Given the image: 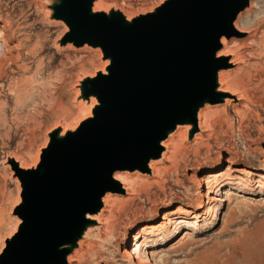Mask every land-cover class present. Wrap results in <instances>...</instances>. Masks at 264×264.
Masks as SVG:
<instances>
[{
  "label": "water",
  "instance_id": "95a60500",
  "mask_svg": "<svg viewBox=\"0 0 264 264\" xmlns=\"http://www.w3.org/2000/svg\"><path fill=\"white\" fill-rule=\"evenodd\" d=\"M28 1L49 31L61 30L52 52L84 58L70 70L62 94L69 108L59 102L50 111L56 109V122L41 152L12 150L4 157L21 203L11 217L14 233L0 241V264H68L98 225L87 216L99 213L107 193L122 188L115 174L148 173L178 126H189L192 142L200 111L225 105L230 96L219 90L218 74L234 66L231 56H218L221 39L243 34L234 22L251 0H159L136 15L107 0ZM102 66L105 73L98 71ZM90 99L96 101L91 115L80 119L78 102Z\"/></svg>",
  "mask_w": 264,
  "mask_h": 264
},
{
  "label": "rangeland",
  "instance_id": "374dc122",
  "mask_svg": "<svg viewBox=\"0 0 264 264\" xmlns=\"http://www.w3.org/2000/svg\"><path fill=\"white\" fill-rule=\"evenodd\" d=\"M107 1L112 6L121 7L123 5L126 14L136 15L154 7L159 0ZM121 3L122 5H120ZM37 11L38 8L28 0H0L1 242L14 233L15 221L11 217L14 216L21 203V191H18L10 182L8 171L3 168L4 157L12 150L24 154L32 148V155L38 150L41 152L44 137L48 136L52 124L56 122L52 119V114L56 109L52 114L50 111L59 102L69 108L67 99L62 94L66 90L70 70L77 69L84 58V56L65 51H56L57 54L52 52L54 50L53 42L60 41L61 30L55 28L49 31L46 25L41 22ZM5 15H8L9 20ZM260 20L256 22H263L264 17ZM254 27L252 26L245 33L242 32L243 34L235 36L233 39L237 41L239 51L247 54L250 64H258L264 69V56H262L264 48L260 45L261 35L260 32L255 34ZM254 35L255 38H253ZM40 42L44 46V51H41ZM47 42V46L43 45ZM31 45H36L34 52L31 51ZM232 58L233 56H231ZM37 60H42L41 67L37 66ZM232 65L234 69L228 71L234 73L240 65ZM245 65L247 64L240 67ZM23 67L26 71H23L25 70ZM16 82L32 95V99L26 101L22 106L17 101ZM243 86L249 89L250 99L241 101L235 96L232 101L233 103H248L245 106L233 107L234 109L230 106L227 108L224 104L215 108L216 110L213 112L217 123L213 137L208 140L207 145L205 143L204 146L197 149L192 147L194 138L190 142L187 136L186 142H184L186 147L188 145L184 156L185 164L178 171L173 172L174 174L166 175L164 185L158 186L152 182L153 177L141 176L145 181H142L140 189L144 190L145 194H141L142 197L135 198L136 202L134 200L133 203H129L125 207V210L128 208L130 211H128V216L122 213L119 218L118 234H115V237L110 240L111 242L103 241L101 245H97L98 238L96 237L97 243L95 242L93 247L96 249V253L99 252L101 256L96 260L97 262L104 263L109 260L110 264H117L123 260L125 248L130 250L132 245L131 247L124 246L119 233L127 231L128 236H131L142 231L145 227H153L163 222L165 215L180 206L192 208L196 212L199 205H192L193 203L188 200H177L175 196L192 195L193 198H198L196 182L199 177L208 174L219 175L226 172V169L230 171L231 169H246L248 173L237 181L240 185L223 187L219 192V202L210 203L206 206L207 208L196 212L199 214L207 210L206 216L197 219L192 215L189 219L190 223L184 225L169 240L150 243L148 240L140 238V241L143 240L145 253L142 254V263L264 264V70H260L257 76L251 78V81L244 78ZM74 117L77 118V115L71 117L70 120L73 121ZM32 136L34 137L32 138ZM29 138L30 140H28ZM13 157L19 159L16 155ZM216 158L220 160L219 166L204 171L200 170L203 162L213 161ZM27 163L31 165L32 160H27ZM210 163L207 162V164ZM22 164L24 165V163ZM201 193L205 195L206 190L203 189ZM168 199L175 201L167 206ZM202 201L206 202V198L201 197L199 202ZM216 204L219 205L218 208L215 207ZM154 208L162 210L159 211L157 220L150 221L148 215H151ZM132 214L138 216L140 222L135 227L129 228L128 221L132 218ZM216 214L217 220L214 221ZM211 223L212 225H210ZM16 224L18 226V223ZM128 241L131 243L130 238ZM128 264H136V259H132Z\"/></svg>",
  "mask_w": 264,
  "mask_h": 264
},
{
  "label": "bare ground",
  "instance_id": "6f19581e",
  "mask_svg": "<svg viewBox=\"0 0 264 264\" xmlns=\"http://www.w3.org/2000/svg\"><path fill=\"white\" fill-rule=\"evenodd\" d=\"M101 7H102V4H101V2H99L96 4L95 10H98ZM249 7L250 8L247 9L245 12L241 13L234 22L235 29H238L240 32L245 33L246 30H249L252 26L254 27V25L258 23V22H256L257 20H260L261 18L263 19V17H264V0H251ZM5 17L9 20L8 15L7 16L5 15ZM8 25L10 26L9 22H8ZM253 30L256 32L255 34L260 32V35H261L260 45L264 48V31H263L264 30V21L255 25ZM253 38H255V35L253 36ZM221 45H222V49L218 52V56H222V55L223 56H233V58L230 61L231 64H239L241 66V65H244L246 63L247 65H245L244 67L239 66L237 68V71H235L234 73H231L228 70L221 71L218 74V81H219V87H220L219 90L224 92V93L229 94V96H230L225 100V105L227 108H228V106H230V107H232V106L238 107L240 105L245 106L248 102L246 104L245 103H239V102L233 103L232 98L237 96L238 99L241 101H248L250 99L249 89H247L243 86V80H244V78H246V79H248V81H251V78L253 76H255V75L257 76V74L260 72V70L263 71L264 69H263V67L262 68L259 67L258 64H255V63L250 64L249 63V60H250L249 57L247 56V54L241 53L242 51L241 52L239 51V45H238L237 41H234V39L227 40L225 38H222L221 39ZM35 50H36V45H31V51L34 52ZM254 52H255V49H254ZM27 54H28V51H27ZM232 54H234V55H232ZM253 55H254V53H253ZM262 56H264V55H262ZM250 57H251V55H250ZM29 58H30V56H29ZM106 65H107V62H104V66H106ZM37 66L38 67L42 66V60H37ZM104 66L100 67L98 71L105 73ZM23 71H26V69ZM35 73H37V72H35ZM93 76H94V72L92 73V75H90V77H93ZM32 78H33V76H32ZM32 81H34V80H32ZM28 82H29V78H28ZM16 84H17V82H16ZM16 87H18V89H17L18 90L17 101H18L19 105L22 106V104H24L26 101H30L32 99V95L29 94L27 92V90H25L23 87H21L19 85V83L17 84ZM36 99H37V97H36ZM51 102H53V101H51ZM95 104H96L95 99H90V102L88 104L84 101H79L77 110H78L79 114L81 115L80 119L89 117L91 115V108ZM217 107L218 106L207 105L203 110L200 111V113L198 115L199 132L193 137L194 138V141L192 144L193 148L198 149L199 147H201L205 143L207 145L208 140L213 137V135H214L213 131H214V129L216 127V123H217V119L215 118L213 111L216 110L215 108H217ZM241 121H242V119L240 120V122ZM78 122H79V120H77L75 122L74 126L72 128H70V130L74 129L78 125ZM67 129H68L67 126L62 127V132H65ZM188 130H189L188 125L178 126L176 128V130L168 136L166 141L163 142V144H162L163 148H164V152H162V156H161L162 159L150 161L149 165H148L149 171L147 174L142 175L138 172L115 174L114 178H115V180H117L120 183L122 188H120V189L118 188L117 192H115L113 194L107 193L105 195V197L103 198V208L99 211V213H97L95 215H88L87 216V218L90 221H92L94 223L95 222L98 223L99 226H94L86 232L83 240L79 242L78 248L76 250H74L68 256V258H67L68 264H73V263L74 264H110L111 261H109V260L104 261V263H100V262L96 261V260H98V258L101 257L99 255L100 253L99 252L96 253V249L93 247L94 246L93 244L96 242L95 241L96 237L98 238V244L97 245H101V242H103V241L108 242L112 238L115 237L116 233L118 234L119 218L121 217L122 213H124L125 216H128V211H130L128 208L125 210V207L127 205H129V203H133L135 198L140 197L141 194L142 195L145 194V192H143L144 190L142 191L140 189L141 185H142V181H145V179L141 176L153 177V179L151 181L154 182L155 184H157L158 186H161V184L164 185V183H165L166 175H168L169 173L171 174L173 172L178 171V169H180L181 166L185 164L184 156H185V150L188 147V145L186 147L184 142H186ZM45 142H47V140ZM12 159L19 164L18 167L23 168V169L25 168V166L20 162V160L18 158L12 157ZM37 159L38 158L36 157V160ZM207 162H211V163L207 164ZM167 163L170 165L166 166L165 164H167ZM219 164H220V160L217 158L214 159L213 161L206 160L205 162H203V164H202L203 166L200 168V170L204 171L206 169H211V168H214L216 166H219ZM8 166H11L10 168L12 170L17 169V167H15V165L11 162L9 163ZM247 173L248 172L246 171V169H231V171L229 169H226V172L219 174V175H212V174L203 175V176L199 177L198 181L196 182L197 183L196 186L198 188L197 194H199L198 198H193L192 195H185L184 197H176L175 196V199H177V200L179 199L182 201L188 200V201H191L193 203L192 205H199L198 208L196 209V212H200L204 208H207L206 206L209 205L210 203L220 201V198H219L220 193L219 192L221 191V189L223 187H233V186L240 185L239 182H237V181L240 180L241 177H244ZM15 174H17V172ZM212 180H214V181L212 182ZM147 185H149V184H147ZM257 188H260V187H257ZM201 189L206 190L205 195H204V193H201L202 192ZM201 197H205L206 202L205 201L199 202ZM121 200H123V201H121ZM136 200H135V202H136ZM174 201H172L170 199L169 202L167 201L168 203H166V205L171 204ZM161 206L164 207V205H161ZM218 206L219 205L216 204L215 207L218 208ZM160 210H162V209L154 208L153 211H151V215H148V216H150V217H148L149 220L150 221L157 220L156 218L158 217ZM196 212L193 211L192 208L180 206V207L176 208L174 211L165 215L163 222H161V223H159L153 227H150V226L145 227L142 231L136 232L135 234H133L131 236H128L127 231H125L123 233H119L120 238L123 240V245L128 246V247L129 246L131 247V245H132V248L130 250L125 248L124 258L121 262H118L117 264H128L132 259L134 260V258L136 259V264H143L142 263L143 262L142 261V254H145L143 251V247H144L143 240H145V241L148 240L150 243L152 241L153 242L156 241L159 243V242H163L164 240H169V238H171L172 236L177 234L178 231L184 225H188L190 223L189 219L191 218L192 215L195 216L194 218L201 219L202 217L206 216L208 213L207 210H205L203 213L201 212L199 214H196ZM215 220H217V214L214 218V221ZM128 222H129V228H133V227H135L136 224H138L140 222V219L138 218V216L133 215L132 218L130 219V221H128ZM210 225H212V223ZM194 228H196V225H194ZM129 238H130V241L132 244L129 243V241H128ZM140 238L143 240L140 241ZM113 241H114V239H113ZM97 245H96V247H97ZM239 255L240 254L238 253V256ZM152 257L154 258L153 255H152ZM237 259H239V258H237Z\"/></svg>",
  "mask_w": 264,
  "mask_h": 264
}]
</instances>
